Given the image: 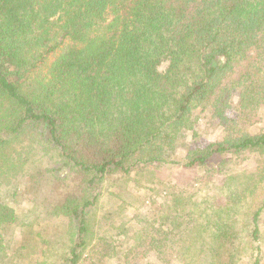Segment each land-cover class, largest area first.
Instances as JSON below:
<instances>
[{
  "label": "trees",
  "instance_id": "trees-1",
  "mask_svg": "<svg viewBox=\"0 0 264 264\" xmlns=\"http://www.w3.org/2000/svg\"><path fill=\"white\" fill-rule=\"evenodd\" d=\"M163 168L117 226L104 189ZM263 226L264 0H0V264H264Z\"/></svg>",
  "mask_w": 264,
  "mask_h": 264
},
{
  "label": "rangeland",
  "instance_id": "rangeland-1",
  "mask_svg": "<svg viewBox=\"0 0 264 264\" xmlns=\"http://www.w3.org/2000/svg\"><path fill=\"white\" fill-rule=\"evenodd\" d=\"M201 136L202 138L200 140H198L196 143H193L191 134H186L179 145L176 159L183 161L189 149H195L197 146H202L206 142L209 143L214 140H221L225 135L224 131L217 126H211L208 128L206 126ZM260 164H262V160L259 159L258 156H253L243 164L242 170L247 175H255L257 173L258 165ZM154 172L157 175V177L154 178L143 177L141 179L140 177L134 176L131 179H122L121 181L116 178V184L113 186L110 185L104 189L102 209L105 211L118 212L119 216L114 219L117 226H124V228L132 226L133 222H135V217L138 214L146 215L148 212L152 211L154 208H157L165 201V196L168 194V191H165V168L158 171H153L152 173ZM184 177L185 176H183V178ZM177 178L178 177H174L173 184H177ZM136 179H139V181H136ZM160 180L163 183H160ZM189 181L190 180L184 184L185 186L180 185L179 188H189L187 187V185H190ZM203 195L205 196V193H203ZM250 203L251 199H248L243 202L239 208L243 211H247ZM118 205L120 206L118 207ZM54 221H56V219H54ZM134 230L135 229L133 228L130 232H126L128 235L127 238L132 239L136 237ZM262 231L264 237V226L262 227ZM121 238L122 240L127 239L125 236H122ZM149 262L157 264L154 254H151L148 258L141 260V264H147Z\"/></svg>",
  "mask_w": 264,
  "mask_h": 264
}]
</instances>
